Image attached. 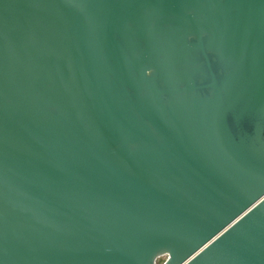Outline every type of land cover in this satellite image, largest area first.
<instances>
[{"label":"water","instance_id":"1","mask_svg":"<svg viewBox=\"0 0 264 264\" xmlns=\"http://www.w3.org/2000/svg\"><path fill=\"white\" fill-rule=\"evenodd\" d=\"M264 264V0H0V264Z\"/></svg>","mask_w":264,"mask_h":264},{"label":"rangeland","instance_id":"2","mask_svg":"<svg viewBox=\"0 0 264 264\" xmlns=\"http://www.w3.org/2000/svg\"><path fill=\"white\" fill-rule=\"evenodd\" d=\"M165 260H166L165 256L159 257L156 264H163Z\"/></svg>","mask_w":264,"mask_h":264}]
</instances>
